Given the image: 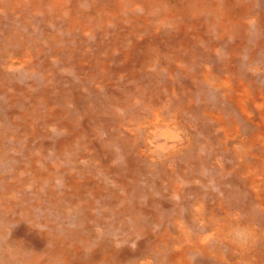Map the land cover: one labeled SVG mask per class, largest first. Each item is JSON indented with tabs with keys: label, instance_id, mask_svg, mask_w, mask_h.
I'll list each match as a JSON object with an SVG mask.
<instances>
[{
	"label": "rangeland",
	"instance_id": "obj_1",
	"mask_svg": "<svg viewBox=\"0 0 264 264\" xmlns=\"http://www.w3.org/2000/svg\"><path fill=\"white\" fill-rule=\"evenodd\" d=\"M6 1L0 0L3 27L13 25L23 35L39 38L46 34L58 41L54 47L42 37L46 55H51L46 59L50 66L49 80L44 79L39 68H43L42 63L30 70L27 67L13 70L14 80L26 97L16 108L18 98L22 97L17 96L12 102L6 94H0V129L5 127L12 134L20 131L23 115L40 95L42 101L38 105L43 115L47 107L63 115L45 124L32 140L24 136L17 143L13 137L5 138L0 150V172L14 173L15 168L24 167L20 168L16 181L21 178V182H32L33 164H29L30 155L20 146L29 143L37 152L38 144L47 142L48 149H43L34 167L45 175L48 165L58 163L61 168L52 172L59 188L66 177L82 178L91 172L95 182L103 186L99 195L102 199L119 196L129 204L138 202L141 209L170 215L192 210L190 226L203 233L209 231L206 234L213 236L215 231L209 230L203 220H196L195 207L202 205V210L208 207L219 215L230 213L232 219L237 217L242 222H248L252 209L263 212L255 194L244 185L248 173L242 162L252 165L255 159L237 152L240 141H248L257 133L254 122L264 104V0H64L66 8L59 13L47 5L40 12L33 10V2L29 0H22L18 9L15 4L10 11ZM39 1L47 4L49 0ZM95 7L99 9L97 12ZM75 13L85 16H81L83 24L73 28L69 26L73 20L70 16ZM222 15L228 16L222 20ZM161 16L165 20L155 19ZM240 24L243 31L237 28ZM55 50L58 52L54 55ZM34 61L37 63L40 58ZM204 72L211 73L214 79L251 81L249 87L257 104L248 105L249 119L210 81L204 80ZM225 90L232 93L231 87ZM157 111L159 120L146 122ZM13 112L19 116L12 118ZM35 113V121L40 122L43 117ZM175 113L179 114L177 119ZM180 120L187 126L189 137L176 125ZM64 122L77 125L67 128L63 127ZM234 127L238 132L226 135L225 131ZM64 139L72 141L68 151L61 147ZM87 139L96 140L100 148L105 143L109 146L107 151L113 152L109 165L113 170L119 169L117 174L107 169L92 172L96 168L90 162L92 150L85 144ZM126 139L134 140L129 148L124 145L129 143ZM254 149L259 150L258 144ZM83 150L85 158L72 163L74 152ZM128 156L135 158L141 171H135L136 180L123 185L120 178ZM256 179L264 183V169L258 171ZM32 191L29 186L27 192ZM86 194L89 196L90 192ZM212 239H208L209 245L220 244L228 253L226 245ZM198 257L199 254L193 255L195 259Z\"/></svg>",
	"mask_w": 264,
	"mask_h": 264
},
{
	"label": "bare ground",
	"instance_id": "obj_2",
	"mask_svg": "<svg viewBox=\"0 0 264 264\" xmlns=\"http://www.w3.org/2000/svg\"><path fill=\"white\" fill-rule=\"evenodd\" d=\"M29 1L33 2V10L39 9L37 10L39 12L45 10L47 6H50L56 13H59L62 8H66L64 0H49L47 4L39 0ZM15 4L18 6L16 9L23 5L22 0L6 1V5L10 8V11L15 9ZM251 5L253 6V4ZM2 6L3 4L0 2V7ZM94 10L97 12L99 9L95 7ZM176 12L178 11L176 10ZM167 14L169 15V13ZM78 16L77 13L70 16L73 20H71L69 26L76 28L78 25L83 24L81 16L84 17L85 15L81 14ZM222 16L220 18L225 20L228 15ZM155 19L165 20V17L161 16ZM143 23L148 25L147 22ZM3 24L4 21L0 16V94H6L12 102L17 96L22 97V99L18 98L19 103L15 104L16 108H18L24 103L26 94L22 92L24 91L23 88L14 80L13 70L18 69V67H27L26 70H30L33 67H39V64L42 63L43 68H39L43 70L44 79L49 80L48 69L50 66H48L46 59L49 60L51 55L50 57L46 55V51L42 46V37L51 41V45L53 46L54 44V47H56L58 40L56 38L52 39L46 34H43L39 38L33 35H23L18 27L13 25L3 27ZM241 26L243 25L240 24L237 28L243 31ZM185 44L188 45L187 42ZM53 52L55 55L58 51L55 50ZM36 57L40 58V61L37 63L34 61ZM116 57L117 55H115ZM140 80L142 81L143 79ZM204 80L210 81L209 84L218 88L227 101L233 102L247 116L250 112L248 105L257 104L253 99L249 87L251 81L248 83L241 79L233 81L229 77L224 79L216 77L214 79L209 72H204ZM229 87H231V94L225 90ZM20 93L21 95H19ZM180 100L182 101V99ZM39 101H42L41 95L38 99L35 98V105L30 110L28 108L27 111L29 110V112L23 115L20 131L12 134L8 132V129L1 126L3 128L0 129V150L5 138L13 137L17 143L21 142L24 136L32 140L44 129L43 126L45 124L48 125L52 121L61 119L60 116L61 113L63 115V112L54 108L47 107L48 110L43 115L39 111ZM11 108L13 107L11 106ZM262 109H264V104ZM262 109H259V115L254 122L258 127L257 133L248 141H240V149H238L237 153L244 157L250 154L255 159V163L252 165L242 162V168L248 173L244 185L247 186V189L251 193L255 194L256 201L262 206L261 210L263 212L258 211L257 213L252 209L248 222H242L237 217L236 219H232L230 213L219 215L208 207L206 210H202V205L195 207L194 212L197 213L196 220H203L209 230L215 231L214 236L206 234L209 231L203 233L193 228V225L190 226L189 216L191 217V215L189 213L193 212L192 210L188 211L187 215L180 212L177 215H170L162 211L150 212L145 208L141 209L138 206V202L133 201L129 204L126 201L127 199L119 196H113L105 200L102 199L99 195H101L100 191H102L103 186L100 187L95 182L91 176V172L82 178L75 175L66 177L64 183H62V188H59L55 184L56 174L52 172V170L58 171V168H61L58 166V163L48 165V171L45 175L42 171L35 170V162L40 158L43 149H48V143H39L37 152H35L36 148L31 147L29 143L21 144L20 149L30 155L29 164H33L35 179L31 180L32 182L30 183H28V180L21 182V178L19 181H16L19 178L17 174L20 168L24 167L15 168L14 173L0 172V264H264V183L256 179L258 171L264 169V111ZM34 113L37 117H43L40 122L35 121ZM15 115L16 113L13 112L12 118L19 116ZM177 115L179 114L175 113L174 115L176 119ZM246 118L249 119L250 116ZM158 120L159 112L157 111L151 115V120H146V122L152 124V122L154 123ZM62 124L63 127L67 128L77 125L75 122H64ZM176 125L185 136L189 137L190 134L187 131V126L182 120L178 121ZM230 130L225 131L226 135L229 136L238 132L237 127L230 128ZM215 131L217 130L215 129ZM126 140L129 143H124L125 147L132 145L134 142V140H131L132 142L129 139ZM70 142L72 141H67V139L61 140V147L65 146V150H67ZM96 142V140L87 139L85 143L88 150H92L90 162L96 168L92 172L107 169L109 173L115 171L117 174L119 169L117 171L113 170L114 168L109 165L113 152L107 151L109 146L106 143L103 148H100V145ZM257 144L259 150L256 151L254 145ZM61 155L62 152L58 153L60 158ZM73 155L70 158L72 163L85 158L86 151H75ZM241 155L238 156L243 158ZM124 169L120 178V182L123 185L131 179L136 180L137 177L135 175L137 173L135 174V171H141L137 168L136 160L132 156L127 157ZM82 173L84 174L85 172L82 171ZM123 185L122 187H124ZM29 186L33 188V193L27 192ZM114 187L116 188V186ZM88 192H90L89 196L86 194ZM152 202L154 203L153 200ZM240 206H237V208ZM238 210L240 209L235 211ZM238 226L247 228L249 231L250 238L245 245H239L232 239V230ZM210 238H213L212 241L217 238L219 243L226 245L228 253L222 250L220 244L209 245L208 239ZM196 254H199V257L195 259L193 255Z\"/></svg>",
	"mask_w": 264,
	"mask_h": 264
},
{
	"label": "clouds",
	"instance_id": "obj_3",
	"mask_svg": "<svg viewBox=\"0 0 264 264\" xmlns=\"http://www.w3.org/2000/svg\"><path fill=\"white\" fill-rule=\"evenodd\" d=\"M231 236H232L233 241L239 245L247 244L250 238L248 229L244 227H239V226L235 227L232 230Z\"/></svg>",
	"mask_w": 264,
	"mask_h": 264
}]
</instances>
